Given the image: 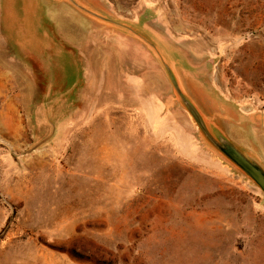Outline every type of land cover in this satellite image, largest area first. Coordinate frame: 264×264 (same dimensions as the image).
Here are the masks:
<instances>
[{
	"label": "rangeland",
	"instance_id": "rangeland-1",
	"mask_svg": "<svg viewBox=\"0 0 264 264\" xmlns=\"http://www.w3.org/2000/svg\"><path fill=\"white\" fill-rule=\"evenodd\" d=\"M264 0H0V264H264Z\"/></svg>",
	"mask_w": 264,
	"mask_h": 264
},
{
	"label": "water",
	"instance_id": "water-1",
	"mask_svg": "<svg viewBox=\"0 0 264 264\" xmlns=\"http://www.w3.org/2000/svg\"><path fill=\"white\" fill-rule=\"evenodd\" d=\"M173 85L184 102L187 110L190 112L199 128L206 136V138L214 145L226 158L233 164L240 168L246 175H248L264 192V167L255 160L245 155L235 144L224 137L216 138L212 135L206 126L202 116L197 109L184 96L178 82L172 76Z\"/></svg>",
	"mask_w": 264,
	"mask_h": 264
}]
</instances>
